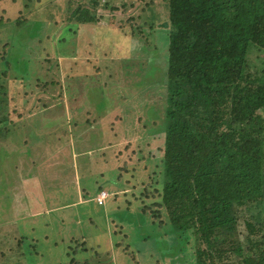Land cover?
<instances>
[{
  "label": "rangeland",
  "instance_id": "rangeland-1",
  "mask_svg": "<svg viewBox=\"0 0 264 264\" xmlns=\"http://www.w3.org/2000/svg\"><path fill=\"white\" fill-rule=\"evenodd\" d=\"M77 6L103 20L70 31L64 25L84 15L74 13ZM165 9L161 0H0V72L5 71L0 88L5 89L9 124H15L7 139L0 138V252L8 246L16 253L7 256L9 260L0 253V264H67L73 258L66 254L68 245L70 255L75 252L73 264H181L183 254L181 260L175 256L177 242L171 237L158 251L151 242H143L150 230L142 222L155 208L143 215L139 193L143 196L151 182L155 160L134 163L138 114L147 106L142 110H147V117L154 103L161 112L165 106L167 43L158 25ZM153 70L154 76L147 77ZM74 115L82 124L72 138L67 132L73 130L69 123ZM77 131L81 133L76 136ZM77 142L91 144L87 149H103L105 159L112 150L118 154L114 166L104 172L108 181L99 174L100 163H92L99 166L86 169L76 190L63 144L80 153ZM37 148L39 168L22 161L16 166L20 156H30ZM47 149L53 156L49 166L43 164ZM50 166L64 170L65 185L46 182L43 172ZM34 171L40 175L41 195L53 194L52 199L38 201L41 195L28 194L31 184L26 176ZM103 194L99 204L97 198ZM76 195L85 200L71 206ZM35 209L41 213L36 215ZM19 236L25 237L21 254L16 251ZM70 240H78L80 248Z\"/></svg>",
  "mask_w": 264,
  "mask_h": 264
},
{
  "label": "trees",
  "instance_id": "trees-1",
  "mask_svg": "<svg viewBox=\"0 0 264 264\" xmlns=\"http://www.w3.org/2000/svg\"><path fill=\"white\" fill-rule=\"evenodd\" d=\"M161 2L165 106L161 112L151 104L147 117L148 107H141L138 127L131 125L140 135L135 165L155 160L151 182L139 193L150 200L138 201L143 215L155 208L142 222L150 230L143 242L158 251L171 237L181 264H264V0ZM77 7L74 13L84 15L64 25L70 31L103 20ZM4 90L3 140L12 130ZM24 238L17 241L19 254ZM13 248L6 246L1 258L9 260ZM66 248L73 264L75 252Z\"/></svg>",
  "mask_w": 264,
  "mask_h": 264
},
{
  "label": "crops",
  "instance_id": "crops-1",
  "mask_svg": "<svg viewBox=\"0 0 264 264\" xmlns=\"http://www.w3.org/2000/svg\"><path fill=\"white\" fill-rule=\"evenodd\" d=\"M51 105H53V104H50L49 106H51ZM73 108L76 109L75 107H73ZM64 112L67 113L66 108L64 109ZM38 115H43V113L41 112ZM81 115H83V114H81ZM52 116H53V113H50V117L49 118L53 119ZM67 116H68V114H66L65 117H63V121L65 120L64 122L67 121ZM76 118H78L77 115L72 116V120L73 121H72V123H69V125H70L69 127H73V130L69 129L68 132H67L69 136H72V138H74L73 137L74 131L76 132V129L79 128V126L82 124L81 122H80V124H78V120ZM86 120L87 119H85V121ZM41 126H43V124ZM80 133L81 132L77 131V133H75V135L77 136ZM93 137L95 138L94 134H93ZM92 140H93V138H92ZM44 142L48 143L46 141H44ZM77 144L78 145H76V147L79 148V152L80 153H77V151L74 150L75 146L72 148V147H67L66 145L63 144L64 151H66V153H65L66 156H67L68 151H69V167H68L69 175L68 176L70 178H74L73 179L74 183L77 186L76 190L80 187L79 186V182H81L80 180L87 173L86 169H89V168L95 167V166H99V165H93L92 163H98V164L100 163L99 167H100L101 172L100 173L98 172V173L101 175V178L106 179V181H108L109 180L108 176H106V175H105V177L103 176L104 172H105V170L109 171L110 170V168H109L110 166H114L113 164H114V161L116 160L114 157H116V158L119 157L118 154L117 155H113V150H112L111 151V156L109 158L105 159V156L107 154H106V152L102 151L103 149L102 150H100V149H87L88 146H91V144L90 145H86V146H84V145L82 146L79 142H77ZM35 146H41V145L38 144V145H35ZM42 146H43V144H42ZM53 146H55V145H53ZM111 146H113V145H111ZM111 146H109V148H111ZM26 147H27V138L24 140V145H23V148L26 149ZM59 149H61V148H59ZM59 149L56 148V152ZM38 150H39V148L35 149V151L33 153H31L30 156H27L25 154L23 156H20V160H18V163H17L16 166H18L19 162L22 161V163L24 162V165L26 164L25 162H28L27 165H26L27 167L37 168L39 166V164L36 163L38 155H39V154H37ZM53 150H54V147H53ZM24 151H21V152L19 151V153H22ZM99 151H102V152L99 153ZM93 153L98 154L96 159H95V156L93 157V159L91 158V154H93ZM52 158H53V156L51 154H49V151L47 149L46 155L43 157V159H44L43 160V164L45 166H49V164H46V163H49ZM63 171L64 170H60L59 168H56V169L52 170V166H50L47 169V173L43 172L44 177H46V182L49 183V184H52V183H54L56 181L57 185H59V186L65 185L63 183V181L61 180ZM33 173H34L33 175H31V174L28 175L27 174V176H26V177L29 178L28 182L31 184L28 187V190H29L28 194H31V195L35 196V198H38L42 194L43 190H42V188L40 186V178H39L40 175L37 172H35V171ZM25 193H27V192H25ZM78 194H79V192H78ZM80 196L81 195H76V200L77 199L78 200L76 201V203L71 204V206H74V205H79L80 206L81 205L82 201H84L85 199L83 200V198H80ZM42 197H43V199H44V197H48V199H52L54 197V195L53 194H48V195H43V196L41 195L39 197L38 201L42 200ZM82 197H83V195H82ZM42 208H45V207H42ZM46 211H48V213L50 212L49 209L46 210ZM34 212L36 213V215L41 213L37 209H35ZM19 237H21V236H19ZM16 262L17 261H15L14 263H16Z\"/></svg>",
  "mask_w": 264,
  "mask_h": 264
},
{
  "label": "built area",
  "instance_id": "built-area-1",
  "mask_svg": "<svg viewBox=\"0 0 264 264\" xmlns=\"http://www.w3.org/2000/svg\"><path fill=\"white\" fill-rule=\"evenodd\" d=\"M105 196H106V195H104V194L101 195V197L97 198V200L99 201V202H98V201H97V202H98L99 204L103 203V202H102V199H104ZM100 198H102V199H100Z\"/></svg>",
  "mask_w": 264,
  "mask_h": 264
}]
</instances>
